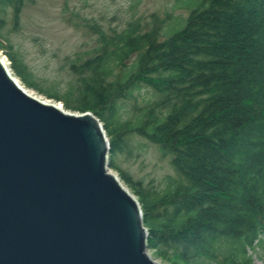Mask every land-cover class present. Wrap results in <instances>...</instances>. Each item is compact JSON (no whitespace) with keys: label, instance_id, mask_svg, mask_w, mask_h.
Instances as JSON below:
<instances>
[{"label":"trees","instance_id":"1","mask_svg":"<svg viewBox=\"0 0 264 264\" xmlns=\"http://www.w3.org/2000/svg\"><path fill=\"white\" fill-rule=\"evenodd\" d=\"M24 5L0 0L16 20ZM177 8L189 15L146 32L138 21L110 34L88 25L98 47L73 64L79 82L64 95L38 83L1 31L0 50L28 89L101 120L112 169L135 133L172 156L176 174L158 189L122 176L142 208L148 248L164 262L255 264L264 249V0H178ZM144 88L150 99L124 112L120 103Z\"/></svg>","mask_w":264,"mask_h":264},{"label":"water","instance_id":"2","mask_svg":"<svg viewBox=\"0 0 264 264\" xmlns=\"http://www.w3.org/2000/svg\"><path fill=\"white\" fill-rule=\"evenodd\" d=\"M57 106L0 61V264H159L101 120Z\"/></svg>","mask_w":264,"mask_h":264},{"label":"rangeland","instance_id":"3","mask_svg":"<svg viewBox=\"0 0 264 264\" xmlns=\"http://www.w3.org/2000/svg\"><path fill=\"white\" fill-rule=\"evenodd\" d=\"M177 6L178 0H25L19 20L11 8H0V31L21 55L38 83L47 89H57L64 95L79 82V76L72 71L73 64L80 63L77 59H88L98 47V36L88 25L99 26L110 34L121 32L128 23L138 21L146 32L157 20L164 21L165 27L170 22L169 16L174 19L189 15L188 10ZM166 39L162 37L160 41ZM0 55L4 60L8 59L2 50ZM10 70L14 78L27 88L12 67ZM134 97L136 99L120 103L124 112L135 113V106L149 100L151 91L144 88ZM52 102L67 110L63 102ZM126 146L121 154L115 156L120 171L110 167V173L118 177L136 199L122 176L144 188L155 189L166 177L175 176L172 156H164L154 141L135 133L126 137ZM148 254L159 264H169L154 250L148 248ZM253 259L255 264H264V249L255 251Z\"/></svg>","mask_w":264,"mask_h":264},{"label":"bare ground","instance_id":"4","mask_svg":"<svg viewBox=\"0 0 264 264\" xmlns=\"http://www.w3.org/2000/svg\"><path fill=\"white\" fill-rule=\"evenodd\" d=\"M0 61L2 62V64L6 67V69H8V71H9V68H8V64L6 63V61L4 60V58L0 55ZM9 73H10V75L12 76V77H15L10 71H9ZM16 79V78H15ZM16 81H17V83H19V85L21 86V88L27 93V94H29L30 96H32V97H34V98H36V99H39V100H41V101H44V102H46V103H48V104H52L53 102L52 101H48V99H46V98H44V97H42V96H40V95H38V94H36L34 91H31V90H29V89H27V88H25L24 86H22V84L16 79ZM56 105H58L57 107H59V108H61L62 106L61 105H59V104H57L56 103ZM63 108V107H62Z\"/></svg>","mask_w":264,"mask_h":264},{"label":"built area","instance_id":"5","mask_svg":"<svg viewBox=\"0 0 264 264\" xmlns=\"http://www.w3.org/2000/svg\"><path fill=\"white\" fill-rule=\"evenodd\" d=\"M9 64V63H8Z\"/></svg>","mask_w":264,"mask_h":264}]
</instances>
